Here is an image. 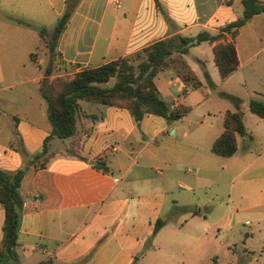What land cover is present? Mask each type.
<instances>
[{
    "label": "crops",
    "instance_id": "0c3cea01",
    "mask_svg": "<svg viewBox=\"0 0 264 264\" xmlns=\"http://www.w3.org/2000/svg\"><path fill=\"white\" fill-rule=\"evenodd\" d=\"M42 2L55 18L64 8V0ZM241 10L240 0H78L55 40V55L61 62L76 64L66 66L71 74L82 66H96L131 54L157 38L173 33L187 35V28L214 33ZM234 47L238 65L223 78L218 75L211 43L206 40L189 45L180 54L200 81L197 87L186 83L173 65L153 76L160 97L173 104H188V112L195 109L201 119H189L188 113L170 122L150 113L135 119L124 107L79 99L74 132L64 138H50L51 155L45 164L37 168L29 165L20 178L22 210L13 247L15 256L0 254V264H23V259H29L30 264H132L136 255L133 264H172L166 255L168 239L162 236L166 237L167 231L164 212L178 206L174 202L177 200L160 181L138 174L129 178L127 174L137 162L136 155L144 154V162L170 157L168 150L160 152L156 142L164 136H175L188 147H198L202 137L211 144L223 129L224 110L236 109L220 91L240 98L239 111L242 105L248 109L250 97L264 102L259 65L250 64L254 54L264 51V12L253 14L238 28ZM177 55L172 52L170 57ZM40 77L36 72L20 81H29L38 89ZM16 82L2 86L11 88ZM40 97L20 112L0 108V168L19 166L22 159L15 146L21 144L32 152L49 132L45 100ZM0 101L10 103L3 97ZM242 122L245 135H236L237 148L231 155L240 147L239 140L252 137ZM238 157L243 163L250 156ZM96 158L105 161L107 171L93 166ZM261 163L260 177L264 178ZM251 205L256 208L264 202L258 196ZM157 217L164 221L152 233ZM2 219L0 205V237ZM263 220V215L255 217L258 230L264 226ZM202 239L198 234L181 237L179 242L183 249ZM179 259L181 264L190 261L182 252Z\"/></svg>",
    "mask_w": 264,
    "mask_h": 264
},
{
    "label": "rangeland",
    "instance_id": "374dc122",
    "mask_svg": "<svg viewBox=\"0 0 264 264\" xmlns=\"http://www.w3.org/2000/svg\"><path fill=\"white\" fill-rule=\"evenodd\" d=\"M55 22L42 0H0V97L10 101L8 104L0 101V108L20 112L40 97L31 82L20 81L25 75L37 72L42 76L46 66L50 77L70 75L48 49ZM184 33L194 35L196 30L187 28ZM256 63L264 80V51L254 54L250 64ZM113 80L110 77L108 84ZM10 81L17 82L11 88L2 86ZM240 111L252 137L239 140L240 147L231 156L212 153L209 140L203 137L198 147H188L175 136L156 141L161 146L160 152H170L169 158L144 162V154L135 156L137 162L127 176L138 174L160 181L177 200L174 202L178 206L164 212L167 231L166 237L162 236L168 239L166 255L171 257L168 260L172 264H181L180 252L183 256L187 253L188 264H264V242H261L264 226L258 230L254 225L255 217L264 216V210L255 211L264 209V205L256 208L251 205L258 196L264 202V178L260 177L261 161L264 162V118L251 113L245 105ZM187 113L189 119H201L195 109ZM241 154L250 157L242 163L238 157ZM198 234L203 238L200 242L182 249L181 237ZM22 263L30 264V260L23 259Z\"/></svg>",
    "mask_w": 264,
    "mask_h": 264
},
{
    "label": "trees",
    "instance_id": "16d2710c",
    "mask_svg": "<svg viewBox=\"0 0 264 264\" xmlns=\"http://www.w3.org/2000/svg\"><path fill=\"white\" fill-rule=\"evenodd\" d=\"M77 2L78 0H64V8L57 16L49 34L50 55L58 53L55 50V40ZM240 3L241 14L219 26L214 33L207 30H199L194 35L173 33L157 38L126 56L116 57L96 66H82L70 75L56 74L50 77L49 68H44L38 89L45 100L50 130L38 148L32 152H27L21 144L15 146L22 159L19 166L12 169L0 168V205L3 208L0 254L15 256L13 247L22 210V197L18 191L20 178L29 165L37 168L45 164L51 155L48 150L50 138H64L74 132L78 100L124 107L135 119H140L146 113L160 115L167 122L182 117L190 106L182 102L173 104L160 97L153 76L157 71L173 65L186 83L189 82L193 88L197 87L200 81L188 69L180 54L184 53L189 45L202 40L211 43L212 60L219 77L223 78L233 71L238 65L234 47V36L238 28L253 14L264 12V3L260 0H240ZM172 52H177L178 55L170 57ZM62 63L65 68L76 65L64 61ZM110 77H114V80L108 84ZM207 81L210 84L208 78ZM220 94L229 98L236 109L224 110L223 129L211 141L210 151L228 156L237 148L236 135L244 136L245 128L241 113L237 109L240 98L224 91H220ZM247 106L252 113L264 117V102L260 99L250 97ZM93 166L102 171L108 170L102 158H96ZM163 221V218H156L152 233ZM136 258L137 255L134 256L132 264Z\"/></svg>",
    "mask_w": 264,
    "mask_h": 264
},
{
    "label": "built area",
    "instance_id": "2783aa9c",
    "mask_svg": "<svg viewBox=\"0 0 264 264\" xmlns=\"http://www.w3.org/2000/svg\"><path fill=\"white\" fill-rule=\"evenodd\" d=\"M37 264H47V262H45V261H40V262L37 263Z\"/></svg>",
    "mask_w": 264,
    "mask_h": 264
},
{
    "label": "water",
    "instance_id": "95a60500",
    "mask_svg": "<svg viewBox=\"0 0 264 264\" xmlns=\"http://www.w3.org/2000/svg\"><path fill=\"white\" fill-rule=\"evenodd\" d=\"M171 131V130H170ZM90 162H93L92 160H90Z\"/></svg>",
    "mask_w": 264,
    "mask_h": 264
}]
</instances>
